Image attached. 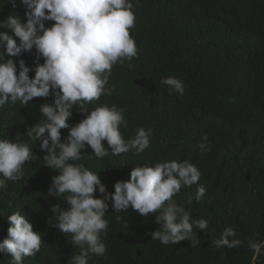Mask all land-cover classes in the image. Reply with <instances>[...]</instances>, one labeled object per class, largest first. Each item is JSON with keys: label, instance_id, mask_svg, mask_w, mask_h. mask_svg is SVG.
<instances>
[{"label": "trees", "instance_id": "1", "mask_svg": "<svg viewBox=\"0 0 264 264\" xmlns=\"http://www.w3.org/2000/svg\"><path fill=\"white\" fill-rule=\"evenodd\" d=\"M16 2L13 8L0 0V21L12 14L25 19L24 5ZM133 3L136 20L130 33L138 55L115 64L107 85L112 94L86 107L89 111L103 104L124 108L127 127L121 126L122 136L129 140L138 128H150V146L139 154L132 150L118 156L109 149L103 158L88 147L72 163L100 174L107 190L114 192V184L128 180L136 166L189 161L201 172L198 184L206 193L197 202V185H193L182 187L173 199L190 212V222L204 218L209 227L205 231L194 227L196 246L191 240L164 245L151 235L159 228L155 218L159 211L148 217L131 208L115 212L108 201V230L101 234L107 252L103 257L93 255L89 264H264V255L253 260L255 253L248 243L264 241V0ZM34 58L35 49L16 59L33 67ZM167 77L183 81V95L161 83ZM53 99L34 98L28 105L9 102L0 111V136L12 140L21 134L37 157L26 162L23 179L6 181L0 188V242L8 235L7 217L17 211L41 233L40 251L24 257V264H68L80 251L71 245V234L48 222L52 205H68L63 196L61 200L48 196L52 177L59 172L46 166L39 141L26 135L44 120L40 105ZM83 118L74 107L68 124L74 126ZM68 134L69 128L61 129L62 141ZM201 144L210 150L203 151ZM101 195L97 191L96 196ZM226 227L234 228L241 244L231 249L213 247L212 241ZM0 264H12L11 255L0 253Z\"/></svg>", "mask_w": 264, "mask_h": 264}, {"label": "clouds", "instance_id": "2", "mask_svg": "<svg viewBox=\"0 0 264 264\" xmlns=\"http://www.w3.org/2000/svg\"><path fill=\"white\" fill-rule=\"evenodd\" d=\"M5 3L17 7L16 0ZM19 3L25 7L24 20L12 14L0 21V28L6 29L0 31V111L9 102L28 105L34 98L54 97L52 103L40 105L44 120L30 127L26 135L39 141L41 151L46 153L43 158L46 166L59 172L52 177L48 196L57 199L63 196L68 207L52 205L48 222L71 234V245L80 249L68 264H89L93 255H106L107 246L101 234L108 230V201L115 212L131 208L148 217L159 211L155 216L159 228L151 233L153 240L164 245L191 240L192 246H196L194 227L205 231L209 221L201 218L190 222V212L173 199L182 187L193 185H197L195 200L203 199L206 188L198 184L201 172L196 165L186 160L139 165L128 180L117 181L115 191L109 192L100 174L83 164L72 163L79 161L88 147L97 158H103L109 149L118 156L132 150L139 154L150 146L153 134L150 128H138L129 140L122 136L121 126L127 127L124 108L103 104L89 111L86 107L102 95L112 94L113 89L107 85L113 66L125 60L130 62L138 55L130 33L136 20L133 0H19ZM47 22L52 23L48 26ZM33 49L36 52L33 67L24 59L17 62L16 58ZM41 59L43 63L39 62ZM33 71L35 75L30 76ZM161 83L170 92L180 95L185 92L179 78L167 77ZM74 107L84 118L70 127L68 120ZM64 128H69V134L62 141ZM20 137L17 134L9 140L0 136V188L6 181L23 179L26 162L37 159L31 142ZM202 139L207 141V135ZM200 147L203 151L210 150L204 144ZM97 191L102 194L100 197L96 196ZM6 220L8 235L0 242V253L10 254L12 264H24V257L40 251L41 233L34 231L33 223L19 211ZM248 243L254 250V261L264 255V241ZM240 244L232 227H226L220 238L212 241L217 249H231Z\"/></svg>", "mask_w": 264, "mask_h": 264}, {"label": "bare ground", "instance_id": "3", "mask_svg": "<svg viewBox=\"0 0 264 264\" xmlns=\"http://www.w3.org/2000/svg\"><path fill=\"white\" fill-rule=\"evenodd\" d=\"M4 107V106H3ZM23 118V115H20ZM32 257V256H31Z\"/></svg>", "mask_w": 264, "mask_h": 264}]
</instances>
